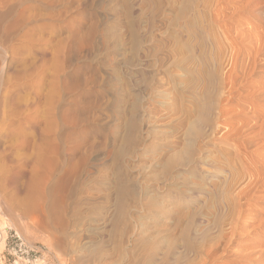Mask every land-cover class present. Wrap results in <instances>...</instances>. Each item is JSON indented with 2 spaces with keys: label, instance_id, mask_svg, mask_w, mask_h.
Returning <instances> with one entry per match:
<instances>
[{
  "label": "rangeland",
  "instance_id": "rangeland-1",
  "mask_svg": "<svg viewBox=\"0 0 264 264\" xmlns=\"http://www.w3.org/2000/svg\"><path fill=\"white\" fill-rule=\"evenodd\" d=\"M145 1L0 0V42L8 50V54L4 53L8 57L0 76V116L3 112L11 116L13 102L19 105L34 102L31 112L37 117L40 129L59 128L61 137H66L64 140L78 141L76 146L87 142L75 156L79 165L73 162L77 176L74 173L72 179L66 180L68 184L62 183L61 192L64 189L63 198L66 206L72 208L70 210L77 213L79 209L78 218L87 221L88 231L97 229L96 233L95 230L87 231L88 239L80 236L71 239L58 234L59 240L49 241L40 232L25 230L15 222L8 208L11 197L24 196L30 176L43 170L35 158L40 155L38 132L20 127L10 136L0 137V153L10 150L8 154H0L3 211L0 215L12 220L0 221V264H14L20 243L29 249L30 258L45 255L60 264H97L90 256L95 250L109 258L108 264H203L205 256L202 253L206 248V253L209 252L207 264H212L214 257L221 254L222 246L214 248L213 207L215 211L214 205L221 200L218 199L219 190L227 186V172L223 173L215 165L221 152L226 157L234 154L235 142L223 140L219 134L199 141L200 145L192 143L187 136L189 143L184 139L186 134L182 126L185 106H189L195 96L194 78L191 71V75L186 74L184 63L183 18L190 9L193 26L199 23L195 0H151L158 2L153 6L158 7L157 18L164 23L161 29H153L154 47L155 51L158 47L159 51L163 50L152 60L155 71L144 67V71L139 72L141 62L137 56L135 29L140 18L143 19L140 30L145 50L149 46L145 24L153 19L146 17ZM159 7H163V11ZM19 19L27 23L5 44L6 29ZM24 34L27 35L22 38ZM2 55L1 51L0 65ZM159 56L162 58L158 59ZM54 76L56 84H53ZM154 77L161 79V87L148 93L144 87ZM58 98L60 106L69 108L65 112L67 122L60 119V112L55 122L48 114L52 99ZM133 109L141 116L145 114L144 117L137 116ZM141 131L143 134H139ZM129 138L139 141L132 140L133 145L128 142ZM82 150L88 151L83 155ZM63 158L58 156L57 161L61 163ZM23 159L27 161L22 164ZM31 159L37 161L30 163ZM25 172L27 176L23 175ZM122 204L124 209L119 211ZM115 219L117 225L113 224ZM204 229L209 232L205 243L199 236ZM186 234L193 243L192 252L186 251ZM65 237L71 241L67 239V242ZM72 243L84 250L75 253ZM80 258L86 261H79Z\"/></svg>",
  "mask_w": 264,
  "mask_h": 264
},
{
  "label": "bare ground",
  "instance_id": "bare-ground-1",
  "mask_svg": "<svg viewBox=\"0 0 264 264\" xmlns=\"http://www.w3.org/2000/svg\"><path fill=\"white\" fill-rule=\"evenodd\" d=\"M155 1H145L147 5V11H145L147 15L146 17L150 18L152 16L151 18H153L152 20L148 19L149 23L146 22L145 24V33L149 35V40L147 41L149 46L145 50L142 48L143 39L141 38L140 30V24L144 23L143 19L140 18L138 26H136L135 29V40L138 47L137 56L138 60L141 62L139 67L137 64L139 72L143 70L144 67L155 71V64L152 60L155 58V55L158 56L157 54L163 50L161 49L159 51L158 49L160 48L158 47L157 51H155L154 47L156 36L153 35V32L155 31H153V29H158L163 26L162 24H164L160 17L159 19L157 18L158 14L156 15V12L158 7H156V9L155 5L153 6ZM163 2H165V0ZM156 3L158 4V2ZM162 6H164V3ZM159 8L161 9L163 7ZM195 10L199 18V23L195 27L193 26L191 20L190 9L187 10V13L183 18L185 27L183 35L184 63L186 67L185 69L187 70L186 74H190L191 71L192 77L194 78L192 86L194 90H192L195 91L194 101L191 100V106H185L186 109L184 111L182 124L185 128H183L185 131L184 133L186 134V138L184 137V139L188 140V136L190 137L192 143H199L200 145L199 141L204 140L206 137H216L220 134L219 136H223V140L232 139L235 142V152L233 155L231 154L229 157H226L223 154L224 152H221L220 154H222V156L216 157L215 166L223 173L227 172L226 178L222 176L226 179L225 181L227 186H222V188H225L219 190V197H217L218 199L221 198V200L218 201L216 199L219 204L215 202L216 200L214 201V204L217 203V206L214 205L216 208L215 211L213 207V212H215V214L212 212L214 214L212 224L214 229L212 227L210 228H212L216 234L215 239H213L214 248L217 246L220 248V246H222V252L217 256L215 253L216 257H214L212 264H264V0H195ZM161 11H163V9H161ZM26 23L24 19H19L13 22V24H10L11 27H6V31L4 30L5 44L12 38V36L15 35V33L22 30ZM8 29L9 31L7 32ZM26 35L27 34H24L22 38H25ZM1 51L3 52L2 56H4V53L8 54V50L6 51V47H4L0 42V52ZM155 52L156 54H154ZM164 54H166V52ZM7 57L5 55L2 58L3 62L0 65V76L4 72ZM160 57L161 56L157 58L161 59L162 57ZM160 71H158V73ZM187 80H189L188 77ZM150 81L151 82L149 84L146 83L147 86L144 87L146 92L151 93L161 87V79L154 77L152 80L150 79ZM56 82V77L54 76L53 84H56ZM139 84L141 83L139 82ZM187 84L189 85V83ZM144 88L142 87L143 90ZM59 101L60 98L52 99L48 109V114L53 119V122H55V119L57 120L56 117L60 112V119L67 122L65 112L69 108L60 106L58 103ZM34 105V102H30L25 105H19L13 102L14 109L11 116H7L4 112L0 116V137H3L6 134H9L10 136L11 132L15 131V129L16 131L19 130L18 128L20 127L38 132V141L40 144H38V149H36L37 151L39 150L40 153H38L40 155H37L39 157H35L38 158V161H35H37V164H40L43 168L40 173L32 175L30 178L28 176V186L26 187L25 185L26 190L24 196L18 197V194H15L17 197H11L12 202L8 208L15 216V222L21 224L25 230H35L40 232L46 240L50 241L58 239V234L71 237V239H74L77 236L88 239L89 236L86 235L88 231L86 227L87 221L84 222L81 218H78L77 214H79V209H76L75 206L74 208L78 210L77 213L74 210H70L72 209L71 207L66 206L67 203L65 202L62 194L64 189L61 192L63 187H61L62 183L64 184V182L69 178L72 179L74 177V173H77L76 170L74 172V169L76 167L75 164L79 165V162H77V158L75 156L79 151H81L85 142L82 145L80 144L76 146L78 141H75L73 138V141L76 143H70V140L68 141V139L64 140L66 137H61V129L58 131L59 128H56V130L40 129L37 124V117L33 116L31 112ZM133 108L136 107L134 106ZM152 109L154 110L155 108ZM133 110L135 111L137 109ZM135 112L137 114V111ZM152 114L154 113L152 112ZM138 115L139 114H137V116ZM221 119H224L225 121H222ZM66 132L68 133L67 130ZM140 133L143 134L142 131L139 132V134ZM70 134L72 133L70 132ZM68 137L71 138V136ZM132 140H134V138ZM132 140L130 139V141H128L126 139V141L131 143ZM141 140H143V138ZM136 141L134 140V142ZM187 142H189V140ZM85 144H87V142ZM35 145L37 146V144ZM138 147H140V145ZM201 148L203 149V147ZM202 149H199V151L201 152ZM90 150L93 151L94 149ZM86 151L84 150V152ZM5 152L8 154L7 150L4 149L2 153L4 154ZM2 153L0 154L3 155ZM58 156H64L63 162L60 163L57 161ZM135 157L136 156H134L133 159ZM79 159L81 158H78V160ZM23 160L22 164L27 161ZM31 161L32 162L30 163L34 164V159H31ZM9 162L14 164L12 160H9ZM73 162L75 163V167L73 166ZM18 164L21 165V163ZM27 164L25 163V165ZM34 167L39 170V166L37 167L35 165ZM26 172L23 173V175L26 174ZM212 172L209 171L211 174ZM18 174H20V172ZM13 183L15 182L13 181ZM66 183L68 184L69 182L66 181ZM67 186L68 185H66V187ZM22 192H24V190L22 191L21 189V193ZM120 208L121 209H119V211L122 210L123 204ZM0 211L3 213L1 205ZM1 215V219L5 217L3 220H0L1 222H12V220L6 218L5 215H3V218ZM119 219L120 218H118V220ZM118 220H116L115 223H113V220H111V222L117 225L116 222ZM88 224L90 223L88 222ZM109 225H111V223ZM91 230H95L96 233L97 229L93 228ZM91 230L88 232L92 233L93 231ZM207 232L208 231L206 229H204L203 232L200 231L199 236H201L200 239L204 240V243L208 236ZM131 234L133 235V232ZM188 235L189 234L185 235L184 244L186 251L192 252L194 251V246L190 240V236ZM67 237H65L66 241L68 239ZM249 237L251 238V241L247 242L246 240L249 239ZM0 238H2L1 235ZM7 239L8 236L4 241ZM61 240L64 242L63 238ZM75 246L74 249L72 248L75 253L80 250H84L81 246H79V244L78 246ZM204 247L205 246L203 245V249ZM206 251L207 248L205 252L203 251L202 253V256H205V258H203V264H207L209 252L206 253ZM99 252L98 250H95L94 253H90V251H88L91 259L93 257L94 260H97V264H108L107 262L109 258L106 255H101ZM86 253L87 251L84 254ZM87 260L89 259L87 258ZM79 261L83 262L86 261V259L84 260L83 258H80ZM16 264L20 263L18 262ZM200 264H202V262Z\"/></svg>",
  "mask_w": 264,
  "mask_h": 264
},
{
  "label": "built area",
  "instance_id": "built-area-1",
  "mask_svg": "<svg viewBox=\"0 0 264 264\" xmlns=\"http://www.w3.org/2000/svg\"><path fill=\"white\" fill-rule=\"evenodd\" d=\"M16 260H14V264L20 262V264H60L59 261L50 258L49 256H39L34 259L28 256L29 249L24 247L22 243L18 245Z\"/></svg>",
  "mask_w": 264,
  "mask_h": 264
}]
</instances>
